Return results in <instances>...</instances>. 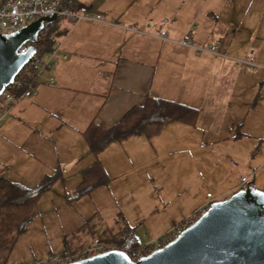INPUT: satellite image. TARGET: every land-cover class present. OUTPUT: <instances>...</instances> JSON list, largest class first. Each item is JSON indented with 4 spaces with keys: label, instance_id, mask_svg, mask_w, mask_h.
I'll list each match as a JSON object with an SVG mask.
<instances>
[{
    "label": "crops",
    "instance_id": "crops-1",
    "mask_svg": "<svg viewBox=\"0 0 264 264\" xmlns=\"http://www.w3.org/2000/svg\"><path fill=\"white\" fill-rule=\"evenodd\" d=\"M64 1L86 4L110 23H58L67 32L57 39L56 65L0 122V179L31 189L55 175L43 193L60 182L62 193L77 199L84 171L98 164L106 182L88 194L191 193L180 197L177 208L186 210L177 217L239 190L240 176L264 191V32L257 9L245 0ZM249 58L255 65L237 62ZM147 97L194 113L191 120H166L152 135L90 149V127L101 137L100 129Z\"/></svg>",
    "mask_w": 264,
    "mask_h": 264
},
{
    "label": "rangeland",
    "instance_id": "rangeland-1",
    "mask_svg": "<svg viewBox=\"0 0 264 264\" xmlns=\"http://www.w3.org/2000/svg\"><path fill=\"white\" fill-rule=\"evenodd\" d=\"M245 2L257 9L258 17L262 18L259 32H264V0ZM247 11H250L248 15H255L249 8ZM247 24L250 28L253 25ZM69 187L68 184L67 190ZM62 192L57 182L42 193L33 216L21 230L19 218L4 206L0 207V264H23L50 253L60 254L77 245L87 246L94 238L113 242L115 236L124 235L132 227L134 236L145 245L198 209L176 216L175 212L186 210H178L177 205L187 193H86L74 199L73 193ZM203 194L195 193L196 196ZM138 222L141 224L136 225ZM153 223L156 227L151 228ZM156 232L158 235H154Z\"/></svg>",
    "mask_w": 264,
    "mask_h": 264
},
{
    "label": "water",
    "instance_id": "water-1",
    "mask_svg": "<svg viewBox=\"0 0 264 264\" xmlns=\"http://www.w3.org/2000/svg\"><path fill=\"white\" fill-rule=\"evenodd\" d=\"M53 20L39 17L12 34H0V92L36 48L17 49L28 40L35 42L43 22ZM70 264H264V191L248 184L214 200L176 239L135 261L113 249Z\"/></svg>",
    "mask_w": 264,
    "mask_h": 264
},
{
    "label": "built area",
    "instance_id": "built-area-1",
    "mask_svg": "<svg viewBox=\"0 0 264 264\" xmlns=\"http://www.w3.org/2000/svg\"><path fill=\"white\" fill-rule=\"evenodd\" d=\"M39 17H53L56 22H64L67 24H76L80 21L110 23L102 15L90 11V8L84 4L76 3L72 6H66L63 0H3L0 3V34H12ZM49 30L50 25L44 23L37 33L36 40L46 35ZM160 36L165 38V32L161 31ZM181 44H189L187 34H184L181 39ZM30 46L35 47V42L28 40L17 51L19 53L25 52ZM215 48V46H212L211 50ZM59 54L60 49L57 44L52 47L50 52L41 56L37 55V50L35 49L27 64L14 77L13 81L0 92V122L9 112L14 102L26 99L34 93V87L31 86L19 95H15L11 91V88L17 86L21 78L24 77L37 81L45 70L56 65ZM237 62H244L252 66L255 65L253 58H249L247 61L238 60ZM247 181L248 179L246 177L240 176V187L244 188L247 185ZM207 196L210 197L211 195L208 193ZM213 201L210 200L203 203L194 213L183 218L179 223L173 224L166 233L158 236L156 239L149 241L145 245H140L136 249H126L123 251L135 261L144 255L164 247L176 239L184 229L195 223L207 211ZM113 249H117L114 244L106 243L99 238H94L87 246L80 250L49 254L46 257L36 258L23 264H70Z\"/></svg>",
    "mask_w": 264,
    "mask_h": 264
},
{
    "label": "trees",
    "instance_id": "trees-1",
    "mask_svg": "<svg viewBox=\"0 0 264 264\" xmlns=\"http://www.w3.org/2000/svg\"><path fill=\"white\" fill-rule=\"evenodd\" d=\"M64 4L69 6L65 1ZM44 23L50 25V30L42 38L35 41V48L39 56L50 52L52 47L57 43L58 37L67 32V29L61 27L55 20L49 23L44 21ZM35 82L34 79L21 78L20 83L11 88V91L15 95H19L30 86L33 87ZM193 113V110L178 103L147 97L142 106L131 108L117 123L110 127L100 129L103 132L101 137L97 138L95 136L93 131L97 127L94 126L86 131V138L90 149L95 151L113 139H123L140 133L152 135L168 119L191 120ZM55 178V175L47 176L31 189L6 179H0V201L9 213L19 218V230L24 229L26 222L34 214L41 194L49 188ZM105 182L106 175L103 170L98 164H94L84 171L83 179L77 187L75 197H81ZM133 231L134 228H131L124 235L115 236L113 242L109 243L114 244L120 250L136 249L141 244L137 241ZM74 251H64L63 253Z\"/></svg>",
    "mask_w": 264,
    "mask_h": 264
}]
</instances>
